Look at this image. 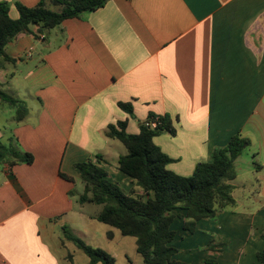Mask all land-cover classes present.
Instances as JSON below:
<instances>
[{
	"label": "crops",
	"instance_id": "obj_1",
	"mask_svg": "<svg viewBox=\"0 0 264 264\" xmlns=\"http://www.w3.org/2000/svg\"><path fill=\"white\" fill-rule=\"evenodd\" d=\"M39 1L0 0L12 19L18 17L16 2L34 7ZM37 28L32 25L6 46L12 62L0 68V89L29 110L17 123L13 109L0 103V142L34 158L30 165H0V264H71L61 252L69 243L64 228L71 230L84 207L74 165L95 162L98 155L109 180L127 194H141L118 170L127 150L106 136L107 128L122 121L127 133L138 134L150 117L163 116L175 134L163 133L153 142L172 160L167 169L179 176L211 162L212 152L239 132L253 149L249 178L234 180L235 207L219 212L216 221H197L194 233L183 229L185 212L174 211L171 246L179 253L173 259L188 264L184 251L206 252L213 237L222 242L239 236L233 264H259L264 0H109L80 19L44 33ZM121 103L131 105L132 115ZM245 226L252 233L246 229L249 238L242 244L237 231Z\"/></svg>",
	"mask_w": 264,
	"mask_h": 264
},
{
	"label": "trees",
	"instance_id": "obj_2",
	"mask_svg": "<svg viewBox=\"0 0 264 264\" xmlns=\"http://www.w3.org/2000/svg\"><path fill=\"white\" fill-rule=\"evenodd\" d=\"M108 1L40 0L34 7L16 2V19L10 17L9 5L0 2V68L3 63L12 62L6 55V46L18 34L28 32L32 25L38 27V33H44L66 20L80 19L89 12L101 9ZM0 103L13 109V118L17 123L29 113L25 102L1 89ZM119 107L132 115L130 104L121 103ZM155 121L157 125L153 128L151 123ZM126 127V122L122 121L111 124L106 136L118 140L126 148L127 153L119 157L117 168L142 193L132 191L127 194L109 180L107 172L98 166L102 158L97 155L95 162L89 160L74 165L83 184L78 203L81 206H100L101 210L92 219L117 230L123 237L133 238L143 264H187L173 259L179 253L171 246L176 235L170 228L176 218L174 211L185 212L183 229L194 233L197 221H216L219 212L235 207L232 197L234 187L231 185L236 179L235 162L251 146V142L240 132L235 134L224 147L212 152L211 162L197 164L192 175L185 177L167 169L172 160L153 142L163 133L175 134L168 116L150 117L147 124L140 125L138 134L127 133ZM33 161L31 154L0 142V165H30ZM60 176L68 179L63 174ZM107 237L112 239V233H108ZM262 238L264 240V235ZM64 239L85 254L89 264H115L110 254L86 245L68 228H64ZM224 247L223 244H213L207 249L219 254ZM256 258L259 264H264V248L256 254ZM204 263L217 264L212 259Z\"/></svg>",
	"mask_w": 264,
	"mask_h": 264
},
{
	"label": "rangeland",
	"instance_id": "obj_3",
	"mask_svg": "<svg viewBox=\"0 0 264 264\" xmlns=\"http://www.w3.org/2000/svg\"><path fill=\"white\" fill-rule=\"evenodd\" d=\"M252 150L253 149L251 148H247L235 163L236 176L238 180H247L250 176V173L254 169L251 156ZM231 185L235 189L238 185L237 180L231 182ZM78 191L82 193L81 183L78 185ZM233 191L232 197L235 200V198L237 199L239 192H237V188L234 194ZM100 210L101 207L94 204L84 205L83 209H81L82 216H77L78 218H75L73 224H71V232L75 236L80 238L86 245L92 248L101 249L110 254L114 258L115 264H143L141 256L136 252L135 240L133 238L123 237L117 230L102 223H99L96 220H90L85 217L96 215L97 213H99ZM249 213L252 214V212ZM246 229L249 230L250 234L252 233V230L250 231V227L247 226H245V229L243 231H237L243 237V242H241L242 244L245 241H248L249 238ZM110 231L116 232L117 235L119 234V237H116L114 240L109 239L107 237V234ZM237 239L239 241L241 240L239 236H235L233 238L227 237V239H225L224 241L219 242L216 240L215 237H213V239L208 242L207 247L213 244H223L225 247L222 252L218 254L207 249L206 252L205 250H199L189 255L186 254V252L184 251V256L182 257V259H188V264H205L203 260H207L209 258L215 260L218 264L219 257L221 255H224L222 256L223 258H221L220 260V264H233L232 258L234 261L235 255L239 252V249L237 247L239 241ZM61 252L66 254V260L69 263L72 262L73 264H89V259L87 258V256L71 243H68L67 247L64 250H61Z\"/></svg>",
	"mask_w": 264,
	"mask_h": 264
},
{
	"label": "built area",
	"instance_id": "obj_4",
	"mask_svg": "<svg viewBox=\"0 0 264 264\" xmlns=\"http://www.w3.org/2000/svg\"><path fill=\"white\" fill-rule=\"evenodd\" d=\"M156 125H157L156 121L151 123V127L153 128L156 127Z\"/></svg>",
	"mask_w": 264,
	"mask_h": 264
}]
</instances>
